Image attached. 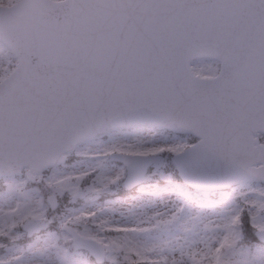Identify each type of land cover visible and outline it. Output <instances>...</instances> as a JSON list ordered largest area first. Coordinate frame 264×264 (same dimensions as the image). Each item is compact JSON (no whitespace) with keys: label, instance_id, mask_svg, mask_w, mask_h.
Returning <instances> with one entry per match:
<instances>
[{"label":"snow or ice","instance_id":"6c2138e0","mask_svg":"<svg viewBox=\"0 0 264 264\" xmlns=\"http://www.w3.org/2000/svg\"><path fill=\"white\" fill-rule=\"evenodd\" d=\"M0 264H264V0H0Z\"/></svg>","mask_w":264,"mask_h":264}]
</instances>
